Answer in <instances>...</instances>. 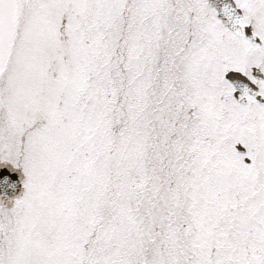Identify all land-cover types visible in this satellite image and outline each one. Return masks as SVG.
Here are the masks:
<instances>
[{"label": "snow or ice", "instance_id": "snow-or-ice-1", "mask_svg": "<svg viewBox=\"0 0 264 264\" xmlns=\"http://www.w3.org/2000/svg\"><path fill=\"white\" fill-rule=\"evenodd\" d=\"M0 264H264V0H0Z\"/></svg>", "mask_w": 264, "mask_h": 264}]
</instances>
